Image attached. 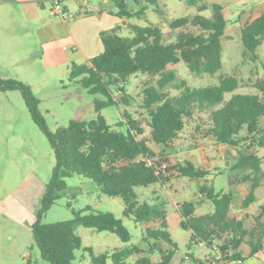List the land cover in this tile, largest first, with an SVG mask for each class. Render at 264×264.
<instances>
[{
	"label": "trees",
	"instance_id": "16d2710c",
	"mask_svg": "<svg viewBox=\"0 0 264 264\" xmlns=\"http://www.w3.org/2000/svg\"><path fill=\"white\" fill-rule=\"evenodd\" d=\"M160 1L136 0L139 8H133L126 0H114L117 8L114 13L123 21L101 32L103 52L86 63L73 62L69 71L70 80L91 94L103 95V98L95 97L89 104L79 106L69 123L59 126L55 131L47 126L39 109L40 99L30 85L17 78L0 76L1 90L20 89L32 118L48 138L56 157V165L42 195L41 207L32 224L41 256L52 264H75V252L83 245L76 231L80 225L110 231L124 242L132 239L123 219L111 211H97L91 206L84 210L73 209L74 217L70 219L51 223L43 221L44 215L59 199L60 193L67 189L66 178L75 174L92 179L109 196L122 197L125 216L143 224H158L144 229L142 243L147 244L146 247L132 244L99 254L90 246L84 247L91 256V264H108L109 258L114 264H129L128 259L134 255L138 256L135 264H170L175 254L178 244L169 230L168 202L160 195L140 202L135 187L166 183L171 179L172 171L179 177L191 179L204 178L210 172L190 160L177 162L161 171L152 162L157 153L149 145V140L140 138L145 128L139 119L126 110L116 126L108 123L102 110L120 105V102L126 106L130 104L127 80L138 73L158 76L155 84L144 88L141 104L148 111L153 142L164 148L169 147L184 129L186 119L194 117L196 110L209 109L211 125L208 134L218 144L240 149L234 169H252L254 172V175L245 174L242 178L251 181L242 205L248 207L256 200L255 190L264 179V154L262 156L256 150V146L264 149V57L258 52L264 44V12L242 26L244 56L253 61L259 60L262 69V76L253 84L258 91H236L240 80L232 74L221 75L216 84L190 87L169 66L183 61L196 75L216 74L222 69V41L228 26L224 6L219 2L213 3L210 16L197 13L166 19L170 29H180L175 40L166 41L160 24H139L130 20L147 18L146 11L150 6H154L163 16ZM187 2L195 5L199 12L210 8L205 0ZM188 25L197 31L181 30ZM123 27L129 29L132 35H121L119 32ZM170 87L178 89L179 93L171 94L168 89ZM114 88L121 93L120 101L115 97ZM227 93H231L228 99ZM90 111L95 116L87 119ZM247 142L249 144L245 146ZM199 191L213 203L212 212L196 214L200 200H184L178 205L182 216L180 226L190 231V247L206 244L212 248L216 237L221 238L229 233V239L220 246L222 252L228 254L233 251L234 257H243L240 246L248 235L251 237L250 255L262 251L264 223L261 217L264 215V204L256 218L257 228L249 231L243 220L231 216L234 201L232 191H217L213 185L206 184L201 185ZM162 242L169 245L167 249L160 246ZM156 252L160 254V259L153 261L152 254ZM26 264L34 263L29 258Z\"/></svg>",
	"mask_w": 264,
	"mask_h": 264
},
{
	"label": "rangeland",
	"instance_id": "374dc122",
	"mask_svg": "<svg viewBox=\"0 0 264 264\" xmlns=\"http://www.w3.org/2000/svg\"><path fill=\"white\" fill-rule=\"evenodd\" d=\"M85 1V0H79ZM94 3H102L101 0H86ZM210 8L199 12L195 5L188 4L187 0H161L160 7L164 15L161 16L154 6H150L146 11L147 18H133V22L139 24L156 23L160 24L165 33L166 41H173L176 39L178 30H172L168 27L165 20L172 19L179 16L194 15L201 13L205 16L212 14V4L219 2L224 6V13L228 19V26L226 28L225 36L223 37L222 59L223 67L216 74L204 73L196 75L193 73L185 62L172 64L169 66L177 72L179 79H185L190 87H200L209 84H216L219 82L221 75L232 74L240 80V86L236 91L239 92H257L258 90L253 86L255 80L262 76V69L259 60L253 61L248 56H244V44L242 42V26L249 20L254 19L264 12V0H205ZM68 5L75 7L78 0H66ZM126 2L133 8H139L136 0H126ZM102 4L108 10H117L114 0H108ZM49 2L47 3V10L49 12ZM78 9V8H77ZM73 11V10H72ZM114 12V11H113ZM50 14V13H49ZM17 17L11 23L15 28V34L22 33L24 25L22 21H18ZM17 20V21H16ZM149 20V21H148ZM181 30L196 32L197 29L193 26H185ZM123 36H131L132 33L126 27H123L120 32ZM4 37L0 34V43L3 42ZM32 40L28 36H21L20 39L14 40L13 48L0 46V76L4 78H17L20 81L30 85L33 93L40 99L39 109L42 113L47 126L55 131L61 125H67L75 114L76 110L81 105L89 104L95 97L103 98L101 94H91L86 88L81 87L75 81L69 79V72L65 69L61 72H53L51 68L39 59L36 51H23V58L26 59L22 63L10 62L14 54L19 49H26V45L32 44ZM21 44V45H20ZM22 44L24 46H22ZM5 50L8 51L5 56ZM259 55L264 57V44L258 50ZM18 56V55H17ZM5 61V62H3ZM158 76H150L143 73L132 75L127 80L126 88L128 94L131 95L129 105H112L105 107L102 114L106 117L108 123L116 126L122 119L124 111L130 112L135 118L139 119L145 132L140 138H147L149 145L154 147L157 156L153 159V163L157 168L162 170L163 165L173 166L179 160L178 156L191 154L192 152L199 155L200 160L208 163L211 159H206V155L214 153V150H207L206 146L216 147L218 143L214 138L208 134L207 130L211 125L210 110L203 111L196 110L194 117L186 119L184 131L179 137L173 141L169 147L163 146L153 142L151 139V127L149 125L148 111L142 107V98L144 88L147 85L155 84ZM171 94L179 93L178 89L172 87L168 88ZM115 97L120 101L121 93L114 88ZM231 96V93L226 94V99ZM95 116L93 111L88 112L86 118L91 119ZM264 124V118L262 119ZM247 142L244 145H248ZM219 151L224 153V149L217 147ZM246 149V148H245ZM244 150V149H242ZM247 150V149H246ZM256 150L263 156L264 149L257 147ZM217 151V152H219ZM192 153V154H193ZM182 154V155H181ZM191 156L196 157L197 156ZM232 162H235L233 156L228 154ZM198 159V158H197ZM207 160V162H206ZM202 161V162H203ZM220 167L225 168L226 164L218 162ZM218 164V165H219ZM56 165V157L51 144L42 131L41 127L34 121L28 105L18 88L1 90L0 89V183L11 185L17 188V194H27L28 206L32 214L37 213L41 207L42 195L45 192L46 184L51 178L53 169ZM264 169V160H263ZM262 169V170H263ZM247 173L246 170L228 169L225 172L215 173L208 177V181L203 179H191L188 177H179L175 171H172L170 176L172 183H152L148 186H136L135 191L138 194L140 202L149 201L155 195H161L168 201L169 210V230L172 238L178 244L175 249V254L170 264H206L207 258L211 252L220 249L221 244L229 239L230 234L225 233L221 238L216 237L213 247L209 248L206 244H200L190 247L189 238L190 231L183 229L180 222L175 221L174 211L176 209L174 201L184 200H200L201 203L197 206L196 213L206 214L214 210L213 203L202 195L199 191L201 185H213L217 191H228L229 181L237 182L240 186L237 189V198L233 208V217L239 218L242 216L244 226L251 231L257 228V216L260 214L261 206L264 204V193H258V198L255 203L256 207L251 209H244L242 205V198L245 195L246 182L242 178ZM250 174L254 172L250 170ZM264 182V180H263ZM67 189L60 193L59 199L51 207V209L44 215L43 221L51 223L61 220H66L74 217L73 209L84 210L87 206H91L97 211H111L117 217L123 219L132 234V239L129 242H124L120 237L110 231H99L91 227L78 226L77 233L81 236L83 245L77 249L75 264H91V256L84 247L90 246L95 253H103L114 249L122 248L132 244H141L146 247L147 244L142 243V236L144 229L149 226H158V224L150 223L143 224L134 221L132 218L124 215V200L122 197L109 196L102 192L100 187L92 179L81 175H73L66 178ZM156 190V192H154ZM264 190V189H263ZM157 193V194H156ZM262 193V195H261ZM206 201V202H205ZM179 202V203H180ZM178 203V204H179ZM248 211L244 215L245 211ZM87 212V211H85ZM36 218V217H35ZM182 218V217H181ZM264 215L261 217V222L264 223ZM33 224V223H32ZM32 224L25 222L18 223L15 220L12 226H9V234L20 232H29L32 238V244L28 248L31 259L34 264H52L41 256L39 247L37 246ZM30 225V226H29ZM260 231V229H259ZM250 235L245 236V241L241 244V253L245 259V264H264V247L257 257H250L251 247L249 245ZM160 246L163 249L168 248V244L162 242ZM8 252L12 249L7 247ZM16 252V251H15ZM138 258L134 255L128 259L129 264H135ZM153 261L160 259L158 252L152 254ZM108 264H114L112 260L108 259Z\"/></svg>",
	"mask_w": 264,
	"mask_h": 264
},
{
	"label": "crops",
	"instance_id": "0c3cea01",
	"mask_svg": "<svg viewBox=\"0 0 264 264\" xmlns=\"http://www.w3.org/2000/svg\"><path fill=\"white\" fill-rule=\"evenodd\" d=\"M106 1L108 0H101L102 3ZM47 3V0H0V34L4 37L0 46L13 48L14 40L20 39L21 36H28L32 40V44L26 45V49H19L16 54L10 57V62L13 64L25 62L26 59L22 57L23 51L29 52L32 46L39 59L46 65V67L51 68L53 72H61L65 69L69 72L70 66L73 62L79 64L86 63L90 58L103 52L104 45L101 38V32L103 30L111 29L123 21V19L114 13L116 10H108L102 3L97 4L91 1L86 2V0H78L75 7L68 5L65 0L66 6L76 13V17L70 21H63L62 19L52 17L49 14ZM17 14L18 17H20V19L17 18V20L22 21L24 25L22 26V30L19 31L22 33L15 34L14 32L17 30L12 27L11 23H13ZM22 46L24 45L22 44ZM7 54L8 51L5 50V56H7ZM183 131L184 129L179 135H181ZM215 146L216 147H213V149L212 146L211 148L209 145L206 146L207 150H214V153H208L205 157L207 160L211 159L208 163H204L205 161L200 160L201 158H199V155H196L193 152V154L191 153L190 155L185 154L182 157L178 156V162L190 160L195 165L206 168L210 173L201 179L208 181L209 176L233 168L240 155L239 148H232L221 144ZM217 147L222 150L224 149V153L219 151ZM152 148L157 150L154 147ZM229 153L234 157L235 162H232V160L228 158ZM195 155L198 159L196 157H191ZM221 161L226 164L225 168L220 167L218 162ZM250 170L252 171V169H247L246 174H250ZM263 180L264 179L261 180L260 186L255 190L256 200L244 209L256 207L255 203L258 198V193H264ZM170 183H172V181L164 184V186L167 187ZM250 183H244L246 186L241 188L246 191L242 201L248 194ZM229 185L230 187L228 191L234 193V201L231 208V215H233V208L237 198V189H239L238 186H240V184H237V182L235 184V182L232 183V181H229ZM16 192L17 188L15 186L11 187V185L7 183H4L1 186L0 183V264H26L27 260L31 257L28 248L30 247V244H32V238L30 237L29 232L24 234V232H20L18 229L15 234L8 233L10 230L9 226H12L13 222L15 223V220H17L18 223H23L24 227L25 222L32 224L36 217L35 214H32V211L28 206V201L25 200V198H28V195L17 194ZM154 192H156V190ZM179 202L180 201H174L176 209L173 214L176 223L180 222L182 219L180 211L178 210ZM246 213H248L247 210L244 212V215ZM242 218V216H239L238 219ZM8 246H11L12 248L10 252H8ZM260 253L250 257H257Z\"/></svg>",
	"mask_w": 264,
	"mask_h": 264
},
{
	"label": "built area",
	"instance_id": "2783aa9c",
	"mask_svg": "<svg viewBox=\"0 0 264 264\" xmlns=\"http://www.w3.org/2000/svg\"><path fill=\"white\" fill-rule=\"evenodd\" d=\"M49 2V13L52 17H57L63 21H70L76 17V13L69 9L65 0H47ZM167 165H163L161 171H165ZM234 252L230 251L228 254L222 252L220 249L209 254L206 264H245L244 257H234Z\"/></svg>",
	"mask_w": 264,
	"mask_h": 264
}]
</instances>
